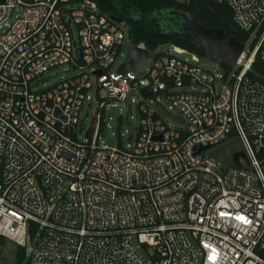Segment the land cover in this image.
Listing matches in <instances>:
<instances>
[{
    "label": "built area",
    "instance_id": "obj_1",
    "mask_svg": "<svg viewBox=\"0 0 264 264\" xmlns=\"http://www.w3.org/2000/svg\"><path fill=\"white\" fill-rule=\"evenodd\" d=\"M212 1L249 34L230 72L133 44L92 1L0 0V237L22 264H264V80L250 76L264 62V0ZM125 43L149 51L144 66L154 53L139 77L144 66L118 73ZM63 66L72 74L40 86ZM120 103H134L136 132L103 145ZM232 138L230 158L209 152Z\"/></svg>",
    "mask_w": 264,
    "mask_h": 264
},
{
    "label": "trees",
    "instance_id": "obj_2",
    "mask_svg": "<svg viewBox=\"0 0 264 264\" xmlns=\"http://www.w3.org/2000/svg\"><path fill=\"white\" fill-rule=\"evenodd\" d=\"M82 2L86 0H76ZM97 4L98 8L110 17L125 21L129 25L130 41L137 45L144 43L152 52L162 45H175L186 49L200 57H209L207 52L196 45L192 35L183 33L175 34L163 30L156 13L162 10L176 9L192 15L196 22L210 30L219 29L228 38L245 44L249 34L239 30L233 21V12L229 5L219 4L212 0H87ZM223 68L230 72L232 68L222 63ZM251 77L260 76L264 80V62L257 57L253 65ZM6 240L0 237V249L6 244ZM25 260L23 248L17 247L14 256V264H22Z\"/></svg>",
    "mask_w": 264,
    "mask_h": 264
},
{
    "label": "water",
    "instance_id": "obj_3",
    "mask_svg": "<svg viewBox=\"0 0 264 264\" xmlns=\"http://www.w3.org/2000/svg\"><path fill=\"white\" fill-rule=\"evenodd\" d=\"M157 20L160 21V26L163 30L171 31L175 34L187 33L192 35L196 45L203 48L208 56L221 64H225L234 68L245 50V44L236 41L219 29L210 30L199 25L195 18L189 13L181 12L176 9L162 10L158 13ZM80 54V53H79ZM149 57V51L134 47L131 51V57L128 61L119 66L118 73L126 74L136 72L138 68L144 66ZM149 99H154V95L146 90L141 91ZM162 111L171 117L169 113L162 107ZM176 121L181 122L178 117H173ZM94 130V120L91 122V127L87 133V137L92 136ZM202 148L201 150H204ZM200 150V151H201ZM238 155L235 156V161ZM240 164L244 165V161L240 160Z\"/></svg>",
    "mask_w": 264,
    "mask_h": 264
},
{
    "label": "rangeland",
    "instance_id": "obj_4",
    "mask_svg": "<svg viewBox=\"0 0 264 264\" xmlns=\"http://www.w3.org/2000/svg\"><path fill=\"white\" fill-rule=\"evenodd\" d=\"M131 57V48L128 43H125L121 52V55L119 56L116 67H119L120 64L124 63L125 61L129 60ZM179 57L183 59H189L191 56L189 54H181ZM154 58V53L151 54L149 63L141 68L137 73L132 75V77H139L140 75H143L150 67V62ZM209 59H206L203 61L207 66H212L213 63H215L213 59L208 57ZM70 74H72L71 70L67 66L54 68L52 70H49L46 72L43 77L41 78L42 83L40 86L42 88H48L57 83L60 79L68 77ZM89 103H86L81 111V119L85 120V125L88 127L90 124L91 119L94 117L96 106L88 107ZM165 106L169 111L175 115L178 114V112L175 109H170L169 105L164 102ZM123 104H118L116 107L110 108L106 112V118H105V128L102 131L100 135V142L103 145L108 146H117L120 141L124 142V144L128 143L130 134H135L137 125H138V119H137V110L132 103L130 107L123 108ZM131 117L130 123H128V118ZM122 117V122L120 123L119 118ZM167 123H172L169 119H165ZM120 124V126H119ZM120 134V137H119ZM234 141V138H232L229 142H226L221 147L211 149L209 152H217L218 156H224V158H230L231 157V151L226 148V145H230L231 142ZM220 150V151H217ZM16 248L14 244L11 242H6L5 246L0 249V264H14V256Z\"/></svg>",
    "mask_w": 264,
    "mask_h": 264
}]
</instances>
